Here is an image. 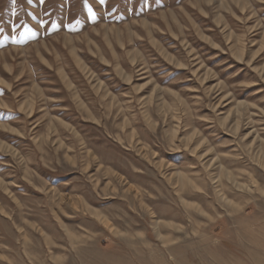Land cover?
Masks as SVG:
<instances>
[{
  "label": "rangeland",
  "instance_id": "374dc122",
  "mask_svg": "<svg viewBox=\"0 0 264 264\" xmlns=\"http://www.w3.org/2000/svg\"><path fill=\"white\" fill-rule=\"evenodd\" d=\"M0 264H264V0H0Z\"/></svg>",
  "mask_w": 264,
  "mask_h": 264
}]
</instances>
